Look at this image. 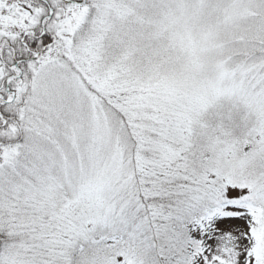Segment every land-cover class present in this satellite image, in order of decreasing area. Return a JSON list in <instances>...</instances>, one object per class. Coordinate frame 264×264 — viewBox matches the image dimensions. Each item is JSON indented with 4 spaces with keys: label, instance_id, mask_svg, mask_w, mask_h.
<instances>
[{
    "label": "snow or ice",
    "instance_id": "snow-or-ice-1",
    "mask_svg": "<svg viewBox=\"0 0 264 264\" xmlns=\"http://www.w3.org/2000/svg\"><path fill=\"white\" fill-rule=\"evenodd\" d=\"M0 264H264V0H0Z\"/></svg>",
    "mask_w": 264,
    "mask_h": 264
}]
</instances>
